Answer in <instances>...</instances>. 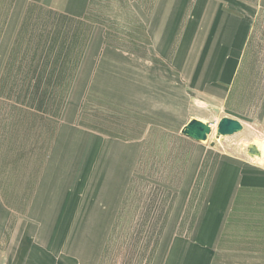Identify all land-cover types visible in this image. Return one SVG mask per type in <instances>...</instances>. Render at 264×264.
I'll list each match as a JSON object with an SVG mask.
<instances>
[{"label":"rangeland","instance_id":"1","mask_svg":"<svg viewBox=\"0 0 264 264\" xmlns=\"http://www.w3.org/2000/svg\"><path fill=\"white\" fill-rule=\"evenodd\" d=\"M154 1L92 0L81 19L54 11L25 15L18 12L23 0L10 11L12 0H0V33L21 29L19 37L23 20L33 19L26 29L34 51L32 75L16 59V76L0 85V213L10 215L0 230V255L15 254L17 264H153L197 147L181 133L184 123L193 117L210 123V140L197 143L211 146L220 118L228 116L243 129L212 147L247 156L248 144L264 146V12L258 5L240 74L219 115L196 102L183 105L179 91L175 110L149 115L113 95L115 79H102L98 89L83 77L76 84L93 29L104 42L145 54L136 42L147 40L137 9L151 13ZM85 128L94 130L89 149ZM138 148L139 156L121 153ZM121 157L129 164L128 185L113 164ZM41 173L49 176L38 189Z\"/></svg>","mask_w":264,"mask_h":264},{"label":"crops","instance_id":"2","mask_svg":"<svg viewBox=\"0 0 264 264\" xmlns=\"http://www.w3.org/2000/svg\"><path fill=\"white\" fill-rule=\"evenodd\" d=\"M12 2L8 4L9 11L17 9V0ZM22 3L18 12L25 15L40 10L66 12L83 19L92 0H23ZM257 5L264 12V0L253 4L246 0H155L151 13L137 9L147 40L137 37L136 42L145 54H134L104 42L93 29L76 84L80 85L83 77L89 88L94 83L98 89L102 79L109 77L110 83L115 79L113 95L149 115L175 110L178 91L186 102L183 105L192 107L196 102L200 108L221 110L240 74ZM31 21L23 20L24 34L19 37L21 29L16 35L10 30L8 35L5 31L0 33V85L5 77L16 76V59H23L25 75H32L34 51L30 31L27 36L26 29ZM59 75L60 72L57 78ZM60 84H64L63 80ZM192 119L195 117L184 126ZM85 129L89 149V140L94 138L90 133L94 130ZM188 140L197 147L185 167L184 183L169 219L172 222L162 233L166 238L153 264H264V166L248 155L206 146L189 137ZM121 153L139 156L141 148L125 149ZM104 155H109L108 151ZM113 164L114 168L120 167L122 185L123 180L128 185L129 164L123 163L122 157L119 165ZM43 174L38 189L48 179L49 175ZM127 187L122 186L124 194ZM193 200L198 204L192 222L186 225L187 216L192 215L196 204ZM9 220L7 211L4 216L0 213L1 231ZM0 264H17L16 255L12 258L10 253L0 255Z\"/></svg>","mask_w":264,"mask_h":264},{"label":"water","instance_id":"3","mask_svg":"<svg viewBox=\"0 0 264 264\" xmlns=\"http://www.w3.org/2000/svg\"><path fill=\"white\" fill-rule=\"evenodd\" d=\"M213 111L217 115H219L221 112L220 108L218 107H214ZM242 129L243 125L239 120L228 116H223L220 118L217 124L215 138L211 141L210 145L214 146L216 144V140H219L223 137L232 136ZM181 133L197 142L206 143L210 140V136L213 133V128L210 123L195 118L190 120L182 128ZM260 146V144L256 143H250L247 145V155L251 159H254V161L256 159L257 161L255 162L257 164H260V161H262L264 158V146ZM262 166L264 165L262 164Z\"/></svg>","mask_w":264,"mask_h":264},{"label":"bare ground","instance_id":"4","mask_svg":"<svg viewBox=\"0 0 264 264\" xmlns=\"http://www.w3.org/2000/svg\"><path fill=\"white\" fill-rule=\"evenodd\" d=\"M257 143V142H256ZM260 143V142H259ZM262 143V142H261ZM263 144V143H262ZM260 147H263L262 145ZM264 159V158H263ZM263 162V161H262Z\"/></svg>","mask_w":264,"mask_h":264}]
</instances>
